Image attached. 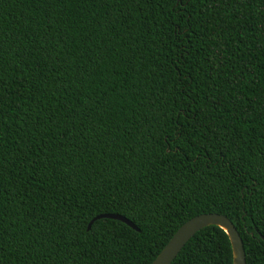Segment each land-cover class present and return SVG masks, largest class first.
Masks as SVG:
<instances>
[{
    "label": "trees",
    "instance_id": "16d2710c",
    "mask_svg": "<svg viewBox=\"0 0 264 264\" xmlns=\"http://www.w3.org/2000/svg\"><path fill=\"white\" fill-rule=\"evenodd\" d=\"M210 213L264 264V0H0V264H150ZM231 260L208 226L170 264Z\"/></svg>",
    "mask_w": 264,
    "mask_h": 264
},
{
    "label": "water",
    "instance_id": "95a60500",
    "mask_svg": "<svg viewBox=\"0 0 264 264\" xmlns=\"http://www.w3.org/2000/svg\"><path fill=\"white\" fill-rule=\"evenodd\" d=\"M97 219H110L116 220L124 223L131 229L136 230V228L128 222L126 219L117 215H98L94 217L86 227L89 229L91 223ZM216 226L221 229L227 236L230 248L232 260L231 264H244V253L242 248V242L236 233L232 224L221 215L217 214H201L195 216L186 222H184L171 236L165 246L157 254L154 260L150 264H170L180 249L185 245V243L199 230L208 227Z\"/></svg>",
    "mask_w": 264,
    "mask_h": 264
}]
</instances>
